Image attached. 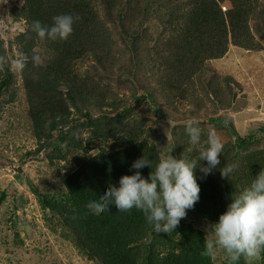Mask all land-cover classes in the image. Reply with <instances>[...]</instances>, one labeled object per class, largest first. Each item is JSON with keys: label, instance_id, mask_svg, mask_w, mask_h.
<instances>
[{"label": "trees", "instance_id": "1", "mask_svg": "<svg viewBox=\"0 0 264 264\" xmlns=\"http://www.w3.org/2000/svg\"><path fill=\"white\" fill-rule=\"evenodd\" d=\"M263 8L260 0H23L21 7L0 0V20L11 12L26 27L15 42L23 63L19 88L9 59L13 44L7 48L0 41V107L15 91L25 97L39 146L26 157L54 148L52 165L68 162L69 154L77 160L62 177V200L38 196L72 224L75 246L84 257L101 264H227L202 255L205 229L264 168L263 148L238 158L224 144L220 167L232 165L234 172L222 178L215 169L203 177L198 168L200 199L170 233H156L136 209L119 212L110 205L109 211L90 213L85 205L110 184L119 186L121 176L133 174L132 163L143 155L153 170L162 157L182 156L172 150L184 148L185 141L189 145L180 115H193L211 101L217 110L231 106L236 97L231 86H242L240 78L222 74L214 62L229 66L230 46L262 50L264 32L256 37L250 23ZM62 14L76 18L67 40H41L31 31L33 21L50 27ZM258 22L264 26L262 17ZM158 24L157 34L152 30ZM113 70L123 71L119 84L131 90L129 95L120 96L110 78ZM218 118H195L202 143ZM233 132L237 146L248 145ZM261 132L260 127L253 133ZM84 141L86 151L91 142L100 144L94 156L77 152ZM190 148L183 155L188 160L198 156L197 146ZM140 171L147 178L152 169ZM254 261L264 264V252ZM237 264H245L244 258Z\"/></svg>", "mask_w": 264, "mask_h": 264}, {"label": "rangeland", "instance_id": "2", "mask_svg": "<svg viewBox=\"0 0 264 264\" xmlns=\"http://www.w3.org/2000/svg\"><path fill=\"white\" fill-rule=\"evenodd\" d=\"M4 1L7 5L18 7L23 3V0ZM260 1L264 6V0ZM260 17L264 19V8L261 9L259 18L250 23L256 37L264 32V26L258 22ZM25 28L24 22H17L11 12L0 20V41L7 48L13 44V54L9 59L12 62L16 88L22 86L23 67L13 65L23 63L15 42L19 40L18 37ZM160 30L161 25L158 24L152 31H157L158 34ZM262 42V50L258 52L230 46L229 66L214 62L219 72L240 78L242 84L239 87L234 84L231 86L236 97L229 108L221 107L217 110L211 101L207 102L203 110L199 109L193 115H180V118L186 121L195 118L206 119L209 116L222 117V120L216 121V125L208 128L216 130L224 144L229 146L230 155L234 154L238 158L248 154L250 150L264 149V133H253L260 127L261 130L264 128V38ZM122 74L121 70H113L110 78L120 96H126L131 90H126L119 84V76ZM224 94H227V91ZM228 96L231 98V95ZM8 99L9 101L6 100L0 107V158L3 163L0 164V196L3 191L6 193L0 205V264H101L89 260L79 252L75 246V229L72 224L65 221L59 211L46 206L38 196L48 194L62 200L66 193L62 177L70 172L71 166L75 165L77 160L69 154L68 162L66 159L56 161L52 165L49 159L55 154L54 148L43 149L38 155L31 154L26 157L28 151L34 152L39 146L35 131L30 128L31 121L25 97L15 91L14 96ZM148 104L142 105L140 109ZM234 130L247 140V146H237V140L233 141ZM85 143L84 141V146L79 147L77 152L90 158L97 152L100 144L91 142V147L86 151ZM181 145L184 148L176 145L172 150L176 154L187 156L185 153L191 149L190 145L186 141ZM61 147L64 148V145ZM11 163L16 167L22 166L23 173L17 175L12 170L11 172ZM222 253H217L216 256L221 263L227 262L225 253ZM254 263L255 261L252 262Z\"/></svg>", "mask_w": 264, "mask_h": 264}, {"label": "clouds", "instance_id": "3", "mask_svg": "<svg viewBox=\"0 0 264 264\" xmlns=\"http://www.w3.org/2000/svg\"><path fill=\"white\" fill-rule=\"evenodd\" d=\"M222 9L226 10V7L222 6ZM75 19L72 14L57 15L50 27L36 20L32 22L31 31L41 40L64 41L73 32ZM33 62L37 65L40 62L36 52L33 53ZM13 67L22 68L23 64H14ZM228 130L232 132L229 127ZM185 132L189 145L198 148L196 158L188 160L183 155H168L160 158L153 170L151 159L143 155L132 163L133 174L120 177L119 186L110 184L99 192L97 198L87 202L85 207L88 211H109L110 205H115L119 212L136 209L144 214L146 223L156 233L174 231L200 199L201 189L196 177L198 168L203 177L215 169L220 170L222 178H229L234 172L232 165L220 167L224 142L216 130L210 129L206 142L202 143L199 122L189 119ZM236 140L237 134L234 133L233 141ZM145 167L152 169L147 178L140 171ZM205 231L204 256L214 260L217 250H222L227 264H237L241 258H244L245 264H252L260 257L264 252V168L239 194L231 196L226 210Z\"/></svg>", "mask_w": 264, "mask_h": 264}, {"label": "water", "instance_id": "4", "mask_svg": "<svg viewBox=\"0 0 264 264\" xmlns=\"http://www.w3.org/2000/svg\"><path fill=\"white\" fill-rule=\"evenodd\" d=\"M9 168L16 174H22L23 173V168L22 167H16L12 164H9Z\"/></svg>", "mask_w": 264, "mask_h": 264}]
</instances>
